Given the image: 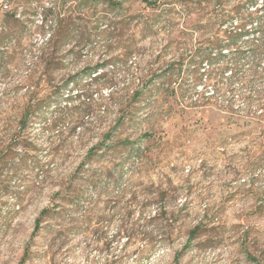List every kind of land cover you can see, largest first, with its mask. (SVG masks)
I'll use <instances>...</instances> for the list:
<instances>
[{
    "label": "rangeland",
    "instance_id": "obj_1",
    "mask_svg": "<svg viewBox=\"0 0 264 264\" xmlns=\"http://www.w3.org/2000/svg\"><path fill=\"white\" fill-rule=\"evenodd\" d=\"M26 247L264 264V0H0V264Z\"/></svg>",
    "mask_w": 264,
    "mask_h": 264
},
{
    "label": "trees",
    "instance_id": "obj_2",
    "mask_svg": "<svg viewBox=\"0 0 264 264\" xmlns=\"http://www.w3.org/2000/svg\"><path fill=\"white\" fill-rule=\"evenodd\" d=\"M121 4H118V6H120ZM222 55V52L221 54ZM32 115V112H31V109L30 107L27 109V111H25V113L22 115V118L20 119V122H19V128L20 130H23L26 126V123L28 122V119L31 117ZM117 130V127L114 126L111 131L106 135V138L104 140H102L100 143H98L97 145L93 146L92 148H90L88 151H87V154L84 158V160L79 164V166L77 167L76 171H75V175L76 174H79L82 170H84V168L88 165L87 163L93 159V156L94 154H96L98 151H101L102 147L103 146H106L108 145V141L110 142L111 138H112V135L113 133ZM112 143V142H111ZM95 176L93 177V181H95ZM70 186H72V183H70ZM71 189H69L70 191ZM72 194V193H71ZM74 197L75 196H80L82 195L81 193H78V192H74ZM61 201V200H59ZM74 207L76 205H73ZM49 213V208L47 209H43L37 216V218L35 219L34 221V231H33V235H32V239L31 241L34 240V238L39 234L40 230L42 229V225L44 223V219L46 218V215ZM198 228H195L193 230V232L197 231ZM28 253H29V249L26 247V249L24 250V253H23V257L21 259V261L19 262V264H24L26 261H27V258H28ZM249 256V255H248ZM249 258H251V256H249Z\"/></svg>",
    "mask_w": 264,
    "mask_h": 264
},
{
    "label": "built area",
    "instance_id": "obj_3",
    "mask_svg": "<svg viewBox=\"0 0 264 264\" xmlns=\"http://www.w3.org/2000/svg\"><path fill=\"white\" fill-rule=\"evenodd\" d=\"M3 11L8 12L10 10V7L8 3H5L2 7ZM18 16V15H17ZM50 37V34L48 35V38Z\"/></svg>",
    "mask_w": 264,
    "mask_h": 264
}]
</instances>
